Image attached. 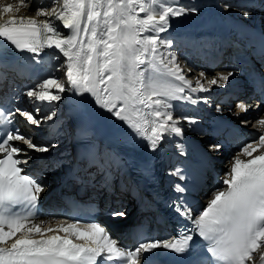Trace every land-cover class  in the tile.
Wrapping results in <instances>:
<instances>
[{"label": "snow or ice", "instance_id": "snow-or-ice-1", "mask_svg": "<svg viewBox=\"0 0 264 264\" xmlns=\"http://www.w3.org/2000/svg\"><path fill=\"white\" fill-rule=\"evenodd\" d=\"M222 6L225 10L232 7ZM256 6L253 2L239 10L248 17ZM259 7L264 9V0ZM197 12L195 4L181 0H49L39 6H34V0H0L2 41L16 52L32 54L36 63H41L45 49L55 50L56 70L66 77L62 83L49 75L23 91L30 107L20 103L0 107V264H163L159 257L168 253L178 258L176 264H264V99L255 104L235 102L240 114L255 111L254 120L245 118L239 123L251 125L256 132L239 146L228 170L217 177L206 204L189 201L194 185L188 181L202 178L200 173H190L183 162L167 170L173 195L165 207L187 221L169 238L149 237L141 230L133 246L125 247L94 219L81 223L69 217L56 227H45L49 222L41 218L39 203L47 186L22 167L33 160L34 153L58 148L57 140L37 141L35 133L57 116L56 104L65 93L79 97L84 108L81 138L91 135L87 126L91 119H104L133 148L146 142L147 151L163 153L170 143L179 157H187L185 124L189 132L202 134L201 120L194 114L175 115L170 101L212 107L209 96L194 98L192 94L225 89L235 75L226 69L208 78L201 71L193 86L175 53L167 51L172 41L161 34L169 31L173 19ZM215 111L223 113L225 108L217 103ZM222 148L219 142L207 144L208 152ZM90 156L89 164L104 175L105 186H111L110 173L98 153L90 150ZM63 164L62 159H55L44 168L54 170ZM200 166L202 172L203 160ZM141 171L145 177H154L152 158L142 163ZM69 175L77 182L84 179L75 172ZM108 215L120 220L128 217L122 208H113ZM197 237L202 241L198 254L194 253Z\"/></svg>", "mask_w": 264, "mask_h": 264}, {"label": "bare ground", "instance_id": "bare-ground-1", "mask_svg": "<svg viewBox=\"0 0 264 264\" xmlns=\"http://www.w3.org/2000/svg\"><path fill=\"white\" fill-rule=\"evenodd\" d=\"M8 2H14V0H8ZM49 0H34V6H39L41 4H47ZM167 2H172V0H167ZM182 3L185 4H195V6L198 8V12L195 14H189L181 18H175L172 21V26L169 29L167 33H162L161 36L165 40H171L172 41V48L167 49V51L174 52L175 55L177 56V52L180 51V49L187 48V46L194 44L196 42H201L204 44H207L211 41H217L220 42H227L226 38L228 36H235V35H243L244 32L239 31L237 27L240 25H244L246 28H248L251 24V19L250 17H244L242 12L239 10L241 6H247L249 3H255L257 6L252 7L250 12H256L259 14V19L261 21V24L264 25V17L262 16V12L264 13V9H261L259 7V4L261 0H181ZM223 3H228L232 5V7L228 8L225 10L223 8ZM21 15L25 14L23 11L20 13ZM143 15V14H141ZM43 19V18H41ZM191 19L193 21H196L199 23V26H195L194 24H190L187 20ZM253 22V21H252ZM57 24H60L59 21H56ZM225 24L226 27L223 28L222 24ZM257 25V23H255ZM61 30L65 33L68 32L66 29H62L61 25ZM55 52V50H49L45 49L40 57L41 63L42 64H52V69L51 75H54L56 77L60 78V82L65 83L66 82V77L63 75V71H57L56 70V65L58 64V61L52 59V55ZM30 55V53L27 52H16L14 48L12 49H7L5 48V45L0 44V59L6 61V67L4 68V71L7 72V74L10 77H14V72L16 69V66H19L20 62L22 60H25L26 57ZM17 64V65H16ZM35 67H38L40 65H33ZM217 72L213 74H209L208 78H211L216 75ZM35 77H32L30 80L27 81V83H24V81H21L19 83V96H20V104L22 106L30 107V105H27L25 102L27 100L26 97L22 96L21 94L23 91H25L28 86H34L38 81ZM205 83V87H207L206 80L202 81ZM239 83V79L236 77H232L230 80L229 85L225 89H219V88H213L211 92L209 93H203L201 96H209L210 101L219 99L220 95L222 93L226 92V90H233L237 88V85ZM195 86V84L193 85ZM219 94V95H217ZM245 94H248L250 96V93L247 91ZM75 96L65 93L64 94V99L65 98H74ZM80 98H78L75 101L76 105V111L78 113L77 119L78 122H81V115L84 112V108L82 105L78 103ZM62 100V101H63ZM242 100V98H237V101ZM62 101L61 104H56V107L58 109V112L66 114L67 111L62 110ZM222 101H218L217 103H220L224 106L225 111L223 113H217L216 116L213 117H206V111L202 109L203 103H198L194 106H191L187 101H184L182 103L180 102H175V101H170L173 106H174V114L177 115L176 111L179 109L184 110L185 114H193V113H198L200 116L201 123L198 125V127L201 128L202 134L208 133L209 135L216 129L218 126L222 125V116L225 117V119L234 124L235 128L239 130L240 132H253L256 131V129L252 128L251 125H248L245 127L244 125L240 124L239 121L242 119H249V120H254L255 118H252L251 116H246L245 114H240L238 110L233 107L232 104V111H228V103H226V98L223 97ZM212 103V102H211ZM229 103H232V100L229 101ZM44 107V105H42ZM210 109V108H209ZM211 109H215L212 107ZM107 115V114H105ZM178 116V115H177ZM55 118V117H54ZM108 121V120H107ZM50 122V121H49ZM47 123V125L49 124ZM69 119L68 116L66 117H61L57 119L54 122H51L49 124V127L43 128L42 131L46 132V136L44 139H55L58 141V148L53 149L51 153H44V154H38L34 153L33 154V160L29 162V166L33 167V171L36 172L38 176H46L50 178L51 184L54 183L55 180V171L53 170H46L44 168V164L48 163L52 160L55 159H62L64 161L63 166L61 169L68 164L72 158L69 157L72 153V144L65 139V133L66 131L64 130L65 127L69 126L70 124L68 123ZM108 123L111 125L110 128V135L113 136L114 140L117 141V146L113 147L110 150V153L108 154L107 159H104L103 162H106L110 154L112 152H115V154L119 153H127L128 151L132 150L133 147L130 146V143L128 141L127 137H124L122 135H119L117 131L113 128V123L111 121H108ZM115 123H120V122H115ZM130 131V130H129ZM30 134V133H29ZM199 133H193L189 132L187 130V126L185 124V144H186V151L188 152L187 157H179L178 154L176 153V150L174 146H172L170 143L165 144V149L166 151L163 153H154L158 154L159 157H161V163H163L164 172L166 174V180L169 183L170 177L167 175V170L172 167L174 164L178 162H183L185 167L189 170L190 173L192 172H198L201 174V176H206L208 172V168L211 165V160L214 159L218 153L223 152V150L219 152H208L207 151V144L210 139H201V135ZM39 141V140H38ZM194 142V143H191ZM210 143V142H209ZM231 144L227 149V151H224L221 156L218 157V162L214 163L219 164L222 162V159L224 155L231 154V157H228L227 161L224 164L219 165L221 168L218 169V176H222L227 170L230 165V160L231 158L236 154L239 146H235ZM100 152L105 154L106 151L104 149H100ZM207 153L205 156L204 154ZM40 157H43L45 159L41 160L39 159ZM205 162V167L203 171L201 172V166H200V161ZM218 166V165H217ZM95 167V166H94ZM113 167V165L109 164V170ZM223 167V168H222ZM94 170V169H93ZM112 175V174H111ZM89 176V175H88ZM91 178L97 179L99 181L104 182V175L103 174H98L97 170L93 173V175H90ZM109 180V176L107 177ZM203 178V177H202ZM200 178V179H202ZM209 179V177L207 178ZM189 184H193L194 186L190 187L189 192V201L190 202H195L196 204H205L207 202V199L210 197L209 196H204L206 194L205 189L202 191H199L200 188V183L199 181L193 182L191 179L188 181ZM113 186L114 184H110ZM170 185V183H169ZM125 190L131 189V185L127 184L126 186L123 187ZM133 196L135 194L134 191H129ZM118 193H123L122 190L118 189ZM118 198H112L113 200L119 199ZM59 214V212H54L51 214L52 217L56 216ZM49 222L48 224L51 225V227H56V225H52L53 223L52 220H47Z\"/></svg>", "mask_w": 264, "mask_h": 264}, {"label": "rangeland", "instance_id": "rangeland-1", "mask_svg": "<svg viewBox=\"0 0 264 264\" xmlns=\"http://www.w3.org/2000/svg\"><path fill=\"white\" fill-rule=\"evenodd\" d=\"M228 157H229L228 154L224 155V157H223V159H222V162H220V165H221V164H224V163L226 162V160L228 159Z\"/></svg>", "mask_w": 264, "mask_h": 264}]
</instances>
